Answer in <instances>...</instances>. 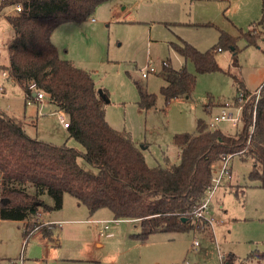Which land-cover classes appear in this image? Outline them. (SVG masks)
<instances>
[{
    "label": "rangeland",
    "instance_id": "rangeland-1",
    "mask_svg": "<svg viewBox=\"0 0 264 264\" xmlns=\"http://www.w3.org/2000/svg\"><path fill=\"white\" fill-rule=\"evenodd\" d=\"M13 9L0 10V84L5 86L0 110L21 123L32 138L83 148L60 120L64 112L48 98L27 104L24 89L3 76L10 63L8 43L16 35L6 17ZM263 30L262 0H107L86 20L59 25L52 40L62 58L91 72L96 86L107 90L110 124L128 131L136 145L144 147L150 166H164L177 160L176 133H194L200 120L208 123L222 111L238 113L234 105L239 101L237 79L252 93L264 85ZM248 31L257 36L255 41L249 42ZM222 33L235 38V44L222 45ZM177 36L201 51L212 50L221 69L198 72L192 59L172 48ZM150 61L157 72L142 77L140 69ZM164 62L176 69L185 66L197 75L190 97L166 104L161 92L166 83ZM136 82L157 95L154 107L145 110L139 106ZM228 102L233 103L231 107ZM215 128L237 134L243 128L242 114L237 122L222 120ZM78 162L89 171L98 170L82 157ZM222 165V159L215 161L213 177L219 175ZM252 167V159H242V152L229 160V173L210 198L213 227L198 221L196 229L156 232L146 240L136 236L140 225L133 219H117L107 207L91 213L65 193L61 208H39L30 220L42 226L28 236L24 234L26 220L0 219V264H223L221 255L226 260L229 253L234 254L235 264H248L251 251L264 250V187L250 177ZM41 198L54 205L47 192ZM46 227L51 234H44ZM102 227L105 232L101 235ZM195 240L199 242L196 248Z\"/></svg>",
    "mask_w": 264,
    "mask_h": 264
},
{
    "label": "trees",
    "instance_id": "trees-1",
    "mask_svg": "<svg viewBox=\"0 0 264 264\" xmlns=\"http://www.w3.org/2000/svg\"><path fill=\"white\" fill-rule=\"evenodd\" d=\"M105 1L3 0L0 4V10L22 7L6 14L16 31L8 43L10 63L6 68L10 79L26 93L35 82L68 116L70 136L83 146L81 149L32 138L21 123L0 110V219L26 220L25 236L42 226L30 220L39 208H61L65 193L86 205L91 213L107 207L117 219L136 220L140 225L136 236L141 240L156 232L196 229L193 211L212 187L214 163L230 153L242 152V159H252L249 175L264 187V85L253 131L250 125L255 99L243 110V128L235 135L219 128L209 129L202 120L194 133H176L174 143L183 149L178 163L150 166L132 135L110 124L106 118L110 102L107 90L96 86L91 72L62 58L52 40L59 25L86 20ZM262 13L264 18V0ZM245 36L249 42L257 39L250 31ZM219 41L222 45L235 44V38L227 33H222ZM171 46L185 59H192L198 72L221 69L212 50L201 51L181 37ZM217 49L222 50V46ZM162 73L166 83L161 92L166 104L192 95L196 74L185 66L176 69L171 65ZM237 80L238 93H250ZM136 85L139 106L145 110L154 107L157 95L139 82ZM79 157L95 166L97 172L81 166ZM46 192L54 205L41 198ZM43 232L49 235L52 231L46 227ZM246 260L248 264H264V250L251 251ZM226 261L235 264L234 254L229 253Z\"/></svg>",
    "mask_w": 264,
    "mask_h": 264
},
{
    "label": "built area",
    "instance_id": "built-area-1",
    "mask_svg": "<svg viewBox=\"0 0 264 264\" xmlns=\"http://www.w3.org/2000/svg\"><path fill=\"white\" fill-rule=\"evenodd\" d=\"M2 1L3 0H0V4H1ZM21 9H22L21 5H16L13 10L20 11ZM168 65H169V62H164L163 68L167 67ZM140 70H141L142 77H145V78L148 77L149 74L157 72V69L154 66V63L152 61H150L149 64H147L145 67L141 68ZM3 76H5L6 78H10L9 71L8 70L4 71L3 72ZM262 86H260L255 91H253V93L250 92V93L246 94L245 92L241 91L238 94V97H239L238 104H235L234 103V105H236L237 108H238V113L234 115L231 112L228 113V112L222 111L221 113L212 116L211 119H210V121L208 122L209 129H214L216 127V124L219 121H222V120H232V121H235V122H237L238 120H240V116L243 113V110H244L246 104L249 101H252L253 99H255V106H254V110H253V113H254V123H255L257 103H258V100L260 98V91H261ZM29 89H30V92L29 93H26L25 92L26 93V97H27V104L32 103L34 100H39V101L42 102L44 98H47L46 93L43 90L39 89L38 86H37V84L35 82H32L30 84ZM4 90H5L4 84H0V93L2 91H4ZM232 104L233 103L228 102L227 106L228 107H231ZM63 114H61L59 116L60 117V120L63 122V124H64L65 127H68L69 120L66 119ZM254 123L251 125V131L254 130ZM233 155L234 154L230 153V154H227V155H225L223 157V159H222L223 165H222V167L220 169L219 175L216 176V177H213L212 187L209 189L207 195L203 198V200L201 201V203L199 204V206L193 211L194 217L197 220V223L200 220H205L208 223H213V218L209 216L210 200H211L210 198L212 196L213 190L217 186H219V184L221 183V181L223 179V176L225 174H228L229 173L228 163H229V160L233 157ZM104 227H105V229H108L109 228V225L105 224ZM104 227H102L100 229V234L101 235L103 234V232H105L104 231ZM198 245H199L198 240H195L193 242V247H197ZM221 257L223 258V264L224 263L225 264H229L228 261L225 260L224 255H221ZM176 264H189V263L188 262H184V263H176Z\"/></svg>",
    "mask_w": 264,
    "mask_h": 264
},
{
    "label": "crops",
    "instance_id": "crops-1",
    "mask_svg": "<svg viewBox=\"0 0 264 264\" xmlns=\"http://www.w3.org/2000/svg\"><path fill=\"white\" fill-rule=\"evenodd\" d=\"M53 36V35H52ZM177 37H179V36H177ZM54 42V41H53ZM169 65H170V63H169ZM14 82V81H13ZM260 87V86H259ZM258 87V88H259ZM35 101V100H34ZM36 101H39V100H36ZM41 102V101H40ZM106 118H107V116H106ZM175 150H174V152H175V154H176V157L175 158H177V160H176V162H179L180 161V159H181V153H182V151H183V149H182V147L181 146H179V145H177V144H175ZM141 148V147H140ZM82 149V148H81ZM142 149V151L144 150V147H142L141 148ZM173 152V151H172ZM175 162V163H176ZM168 164V163H167ZM230 175V174H229ZM210 216V215H209ZM212 217V216H211ZM213 218V217H212ZM133 221H136V220H134L133 219ZM137 222V221H136ZM204 223H206L205 225L206 226H209L210 227V225H212V227L214 226V222L213 223H208V222H204ZM194 248H196V247H194ZM188 262V261H187ZM189 263V262H188ZM190 264V263H189Z\"/></svg>",
    "mask_w": 264,
    "mask_h": 264
}]
</instances>
